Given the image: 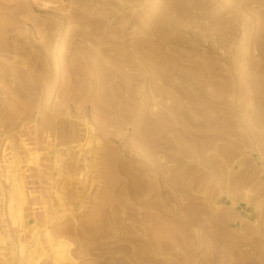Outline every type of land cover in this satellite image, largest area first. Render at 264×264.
<instances>
[{
	"label": "rangeland",
	"instance_id": "rangeland-1",
	"mask_svg": "<svg viewBox=\"0 0 264 264\" xmlns=\"http://www.w3.org/2000/svg\"><path fill=\"white\" fill-rule=\"evenodd\" d=\"M36 262L264 264V0H0V264Z\"/></svg>",
	"mask_w": 264,
	"mask_h": 264
},
{
	"label": "bare ground",
	"instance_id": "bare-ground-1",
	"mask_svg": "<svg viewBox=\"0 0 264 264\" xmlns=\"http://www.w3.org/2000/svg\"><path fill=\"white\" fill-rule=\"evenodd\" d=\"M23 142V141H22ZM22 145H23V147L22 148H24L25 150H26V152L27 153H29V151H31V149H32V147H31V145H29V143L27 144V143H22ZM23 149V150H24ZM33 150V149H32ZM59 150V149H58ZM58 150H53V152L51 153V154H53V157H55L56 159H55V162L57 161V157H58V155L60 154V151H58ZM57 152L59 153L58 155H57ZM33 154V153H32ZM28 155V154H27ZM31 155V154H30ZM16 157L15 158H17V155H15ZM29 156V155H28ZM20 158V157H19ZM18 158V161L20 160ZM16 161V163H17V166H15V167H17V168H19V170H21L20 169V161L18 162L17 161V159L15 160ZM15 164V163H14ZM22 165V164H21ZM20 166V167H19ZM13 168V169H15V171L13 172V173H11L12 175H11V190L10 191H12V196H13V200H15V202H17V205H18V210H17V212L19 213V215H22L23 214V212H24V207H25V205L27 204V201H28V196H27V192H26V190H25V185H23V183H24V181L22 180L23 179V176H22V178H21V174L20 173H17V171H18V169H16V168ZM17 170V171H16ZM42 171H43V169H42ZM16 172V173H15ZM40 173V172H39ZM45 173V172H44ZM48 173V172H47ZM12 198V197H11ZM10 198V199H11ZM12 200V199H11ZM10 206V205H9ZM13 209V208H12ZM35 264H38V262H36Z\"/></svg>",
	"mask_w": 264,
	"mask_h": 264
}]
</instances>
